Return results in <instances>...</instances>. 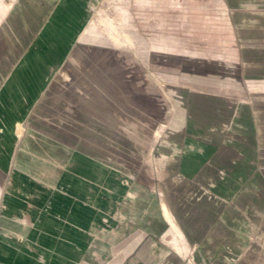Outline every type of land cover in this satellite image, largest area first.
<instances>
[{"label": "rangeland", "instance_id": "rangeland-1", "mask_svg": "<svg viewBox=\"0 0 264 264\" xmlns=\"http://www.w3.org/2000/svg\"><path fill=\"white\" fill-rule=\"evenodd\" d=\"M12 1L0 0V17ZM88 15L79 69H62L64 83L48 89L47 130L31 133L51 147L30 150V167L18 166L28 176L16 175L14 163L0 164V264H134L152 255L153 264H168L167 230L164 240L151 238L134 219L176 223L165 169L168 153H181L175 146L193 139L183 96L250 106L264 94V81L235 75L237 46L224 0H89ZM87 75L94 84L80 78ZM71 76L78 83H68ZM210 168L226 175V166ZM195 184L212 198L231 182ZM246 184L238 182L240 189ZM128 222L134 228L113 240ZM88 229L94 233L84 241ZM176 234L182 241L175 242L174 264H212L200 257L203 243L197 249ZM71 241L79 245L73 258ZM228 263L245 264V254H228Z\"/></svg>", "mask_w": 264, "mask_h": 264}, {"label": "crops", "instance_id": "crops-1", "mask_svg": "<svg viewBox=\"0 0 264 264\" xmlns=\"http://www.w3.org/2000/svg\"><path fill=\"white\" fill-rule=\"evenodd\" d=\"M258 1L224 0L233 24L235 75L240 80L264 81V4ZM88 4L89 0H13L0 17V164H16L19 177L31 174L18 166L31 164L33 147H51L41 135L32 139L31 133L47 130L48 89L64 83L62 69H79L80 32L88 24ZM247 4L255 7L245 8ZM80 78L95 83L94 76ZM78 79L71 76L66 81L75 84ZM183 102L193 139L175 146L181 153H168L165 169L167 202L176 228L160 217L162 224L144 225L134 219L135 224L151 238L164 240L167 230L165 239L173 249L168 264H174L173 256L179 257L175 242L182 240L175 231L197 249L203 243L200 257L212 264H229L228 254L242 252L245 264H264V172L256 171L264 166V94L250 106L211 95L185 94ZM212 165L226 166V175L212 172ZM210 180L231 185H220L211 198L195 186ZM240 180L247 181L245 188H239ZM67 223L64 228H69ZM118 226L113 240L134 228L131 222ZM92 233L85 230L84 241ZM70 245L73 258L79 245ZM155 259L136 258L134 264H153Z\"/></svg>", "mask_w": 264, "mask_h": 264}, {"label": "bare ground", "instance_id": "bare-ground-1", "mask_svg": "<svg viewBox=\"0 0 264 264\" xmlns=\"http://www.w3.org/2000/svg\"><path fill=\"white\" fill-rule=\"evenodd\" d=\"M172 227L176 228V225L172 223ZM175 232H177V231H175Z\"/></svg>", "mask_w": 264, "mask_h": 264}]
</instances>
